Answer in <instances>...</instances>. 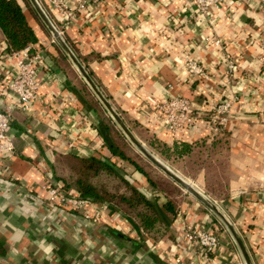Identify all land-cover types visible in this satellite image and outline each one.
I'll list each match as a JSON object with an SVG mask.
<instances>
[{
    "label": "crops",
    "instance_id": "crops-1",
    "mask_svg": "<svg viewBox=\"0 0 264 264\" xmlns=\"http://www.w3.org/2000/svg\"><path fill=\"white\" fill-rule=\"evenodd\" d=\"M191 1L89 3L90 15L76 12L64 36L132 130L135 125L167 144L210 143L211 160L218 164L210 165V171L203 169L193 182L229 215L254 264H264V14L257 0H239L236 6L214 9L210 15L198 13ZM25 16L38 36L33 49L41 48L44 55L38 93L48 100L54 97L57 106L62 99L64 105L60 111L37 101L30 110H11L8 134L15 147L0 173V239L8 251L4 264H18L22 256L61 264L54 252L58 246L68 264H170L161 252L172 249L177 256L185 251L174 220L169 228L173 234L155 241L131 230L124 215L126 231L121 232L85 220L75 211L51 210L31 191L43 184L46 175L51 177L57 152H71L63 143L65 130L82 132L87 139L96 130L95 114L79 107L69 91V77L51 38L32 16L26 12ZM225 55L236 63L229 76L224 73ZM187 57L195 58L209 77L190 78L184 68ZM3 78L2 73L0 81ZM147 95L184 96L203 116L214 100L228 96L235 100L221 133L210 137L204 126L191 138L176 140L156 124H147L140 110ZM7 100L0 93L1 109L9 110ZM184 200L180 210L189 214L193 208L189 218L209 216L214 221L200 203ZM222 240L229 242L227 233H222ZM179 259L176 264H188L184 255Z\"/></svg>",
    "mask_w": 264,
    "mask_h": 264
},
{
    "label": "built area",
    "instance_id": "built-area-1",
    "mask_svg": "<svg viewBox=\"0 0 264 264\" xmlns=\"http://www.w3.org/2000/svg\"><path fill=\"white\" fill-rule=\"evenodd\" d=\"M40 1L64 35V32L71 27L76 12H80L87 17L91 13L89 3H98L100 0ZM238 1L192 0L191 2L195 5L198 13L210 15V12L214 9H221L223 6L230 9L232 6H236ZM257 4L264 14V0H257ZM50 40L53 43L52 39ZM262 47L264 48V41ZM8 61H13V64L9 65ZM223 61L225 63L224 73L228 76L232 75L236 70V63L227 55L223 57ZM43 66L44 55L41 48H35L31 52L28 46L19 51L8 52L6 43L0 44V74L3 73L4 75L3 80L0 81V93L8 99L7 107L9 109L0 108V173H2L4 161L12 155L15 147L14 141L8 134L11 128V110L14 107L26 111L30 110L37 101L50 103L54 109L63 110L61 108L64 105L62 99H60L57 106L58 100L56 101L54 97L48 100L46 95L38 93L40 84L44 79V77L39 76ZM184 68L190 78L194 76L209 77L207 69L203 68L193 57L185 59ZM5 73L7 76H5ZM45 79L49 80L47 75ZM234 100V96L214 100L206 116H203L194 111L191 101L184 96L176 95L160 98L147 95L140 110L146 117L148 125L156 124L159 128L170 133L176 140L189 139L204 126L208 131V135L212 137L226 128L231 118ZM54 105H56V108ZM63 143H65L67 150L83 156L87 153L93 154L104 148L97 131L91 138L87 139L82 132L67 129L64 131ZM31 191L51 210L75 211L85 220L93 223H104L121 232L126 231V218L123 215L113 211L108 205H101L81 196L76 189H61L47 175L43 184L38 188L31 189ZM192 210H189V214L180 210L174 219L185 251L182 254H177V257L171 249L161 252V257L167 259L170 264L178 263L180 255H184L188 259V264H242L231 239L229 242L222 240V233L226 232L221 225L216 221H212L209 216L192 219ZM171 257H174V259H171Z\"/></svg>",
    "mask_w": 264,
    "mask_h": 264
},
{
    "label": "rangeland",
    "instance_id": "rangeland-1",
    "mask_svg": "<svg viewBox=\"0 0 264 264\" xmlns=\"http://www.w3.org/2000/svg\"><path fill=\"white\" fill-rule=\"evenodd\" d=\"M18 1L26 12V15L32 16V13L27 8L25 2L23 0ZM33 19L39 24L37 19ZM48 37L50 36L48 35ZM61 62V68L69 77L70 82L73 83L83 95H86V89L83 87L81 78L73 69L69 61L61 56ZM97 112L99 117H103L109 122L107 118L108 116L103 110L98 108ZM131 126L134 128L138 136H140V140H142L150 150L192 181H197L199 175L202 174L203 169L210 171V165H215L216 167L218 164L217 160H211V152L213 151L210 148V143L167 144L154 138L152 134L139 130L135 125ZM112 137L118 144L119 148L147 172L148 177L154 182L156 190H159L163 196L170 199L174 208L180 210L182 203L185 201L184 199H188V197L194 199L174 184L162 172L157 170L153 165L145 161L140 154L137 153L130 144L124 142L120 136L113 133ZM100 158L102 161L99 160ZM103 162L106 163V165H103ZM51 165L52 166L50 167L52 168L53 173L63 179V181L68 184V188H77V181L83 180L94 188L98 195V200L107 201L115 207H119L121 214L124 212V214L126 213L135 217L138 221H142L144 220L143 215L145 214L146 209L154 210V207H146L144 203L140 202L139 199L136 198L137 195L132 194V191L128 186V183H131V181L134 180L132 175L136 172V170H134L135 168L126 160H122L120 157L112 155L105 146L90 156L78 155L68 151L66 153L57 152L56 155H54ZM213 185L214 184H211L212 189L214 188L215 190V188H218V185ZM132 195L135 196L136 201L133 205H129L127 199L132 197ZM193 201L197 202L195 199ZM200 206L204 209L201 204ZM172 234L173 232L167 228L163 233L155 235V238L153 237L152 239L158 241L163 236H169ZM144 238L147 237L144 236ZM154 240L152 241L154 242Z\"/></svg>",
    "mask_w": 264,
    "mask_h": 264
},
{
    "label": "trees",
    "instance_id": "trees-1",
    "mask_svg": "<svg viewBox=\"0 0 264 264\" xmlns=\"http://www.w3.org/2000/svg\"><path fill=\"white\" fill-rule=\"evenodd\" d=\"M23 1L25 2L27 8L31 11L33 18L37 19V21L39 22V25L42 28V30L48 34L47 30L43 27V25L35 15L34 11L30 7L27 0H23ZM0 40L6 42V49L8 52L21 50L28 46L30 47L31 52L33 51L32 47L33 44L37 42V35L33 27L31 26L30 22L27 20L25 16V12L22 6L20 5V3L18 2V0H0ZM53 44L57 50V53L63 58H65V60H67V58L63 55V53L58 48V46L54 42ZM70 46L73 49V46L71 44ZM69 84H68L69 91H71L72 95L76 97L77 105H79V107L81 108L86 109L87 111H92L95 114L93 115L94 128L97 131L98 136L101 138L103 145L107 147V149L110 151L112 155L118 156L122 160H126L135 168L134 170H136V172L133 173L132 175L134 180H132L131 183H128V186L130 187L132 194H136L137 195L136 198L139 199L140 202L144 203L146 207H154V210L146 209L147 212L145 210V214L143 215L144 220L142 221H138L137 219H135V217L130 216L129 214L126 213L124 214L123 212L122 214H124L125 217H127V220L130 223V229L135 230L137 232H144L146 236L149 235L151 238H153L155 235H158L159 233L160 234L163 233L167 228H170L171 222L176 218L178 209L174 208L170 199L163 196L159 190H156V188L154 187V182L148 177L147 172L143 168H141L140 165H138L136 162L130 159L124 153V151H122L119 148L118 144L114 141L112 137L113 133L120 136L127 144L129 143L123 137V135L113 124V122L109 117L106 116L109 122H107V120L104 119L103 117H99L97 109L100 108L101 110H103V112L105 111L101 107L99 102L95 99V97L92 95V93L85 85V83L82 81L83 87L86 89V93H87L86 95H83L82 92L79 89H77L76 86L73 85L71 82H69ZM181 143L187 144L184 142ZM143 159L147 161L145 158ZM99 160L102 161L101 158ZM103 165H106V163H104ZM50 179L55 184H58L61 189L63 190L70 189L68 188L69 187L68 184H66L63 181V179H61L55 173H53L52 168H51ZM77 185L78 187L75 189L79 191L81 196L89 198L98 204L108 205L113 211H116L118 214H121V210L119 207H115L114 205H112L107 201L98 200V195L90 184L84 182L83 180H79L77 181ZM127 201L129 205H133L134 202L136 201L135 196L132 195V197H129ZM214 221L216 220L214 219ZM4 243L5 241L3 239H0V264L5 263V261L3 262L2 258H5L6 255L8 254L7 248L5 247ZM54 252H55V256L57 257V259L60 261L61 264H68L66 258L64 257V250L60 246H58ZM18 264H52V263L38 262L36 259L30 260L29 257L22 256Z\"/></svg>",
    "mask_w": 264,
    "mask_h": 264
},
{
    "label": "water",
    "instance_id": "water-1",
    "mask_svg": "<svg viewBox=\"0 0 264 264\" xmlns=\"http://www.w3.org/2000/svg\"><path fill=\"white\" fill-rule=\"evenodd\" d=\"M35 15L47 30L52 41L58 46L63 55L67 58L78 76L82 79L88 87L92 95L99 102L101 107L111 119L113 124L117 127L127 142L145 158L150 164L172 180L182 190L199 202L221 225L226 231L236 251L240 257L242 264H254L250 252L234 222L231 220L226 211L206 192L198 187L192 180L182 175L152 150H150L142 140L133 132L129 125L125 122L116 107L112 104L110 99L102 91L98 83L91 76L84 64L81 62L75 51L70 46L69 42L61 31L56 26L53 19L47 13L40 0H27Z\"/></svg>",
    "mask_w": 264,
    "mask_h": 264
}]
</instances>
